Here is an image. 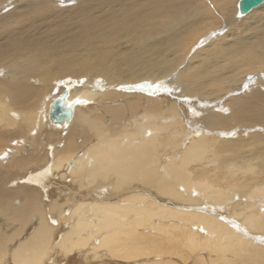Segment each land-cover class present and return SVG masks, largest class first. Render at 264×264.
Returning <instances> with one entry per match:
<instances>
[{"label":"bare ground","instance_id":"6f19581e","mask_svg":"<svg viewBox=\"0 0 264 264\" xmlns=\"http://www.w3.org/2000/svg\"><path fill=\"white\" fill-rule=\"evenodd\" d=\"M240 2L0 0V264H264V0Z\"/></svg>","mask_w":264,"mask_h":264},{"label":"water","instance_id":"95a60500","mask_svg":"<svg viewBox=\"0 0 264 264\" xmlns=\"http://www.w3.org/2000/svg\"><path fill=\"white\" fill-rule=\"evenodd\" d=\"M262 0H241L240 10L246 12L251 7L258 5ZM124 89H137L147 92H152L147 82H141L133 86L123 87ZM70 87H66L64 91L55 99L50 109V119L58 124L62 125L72 117L73 104L67 100Z\"/></svg>","mask_w":264,"mask_h":264},{"label":"rangeland","instance_id":"374dc122","mask_svg":"<svg viewBox=\"0 0 264 264\" xmlns=\"http://www.w3.org/2000/svg\"><path fill=\"white\" fill-rule=\"evenodd\" d=\"M59 2V1H58ZM63 84H65V82H63L62 83V86L59 88V90L58 91H56V92H53L54 93V95H52V96H50L49 98H47V100H46V102H45V105L47 106V109H48V106L50 105V102L54 99V97H57L58 96V94L60 93L59 91H61L64 87H63ZM249 86H251V84H249ZM52 87V86H51ZM51 92V91H50ZM47 111V110H46ZM48 129V128H47ZM48 130H50V131H53V132H56V131H54V130H51V129H48ZM56 133H60V132H56ZM67 177V179L65 178L64 179V183H62V185L63 184H67V183H70L71 182V180L68 178L69 176H66ZM70 180V181H69ZM60 181V180H59ZM35 186V185H34ZM53 196H55V195H53ZM140 228H142V229H140V230H146V231H149V227H147V226H141ZM146 228V229H145ZM150 231H153L152 229H150ZM138 260L139 259H137V260H135V261H137V264H140V263H138Z\"/></svg>","mask_w":264,"mask_h":264},{"label":"snow or ice","instance_id":"6c2138e0","mask_svg":"<svg viewBox=\"0 0 264 264\" xmlns=\"http://www.w3.org/2000/svg\"><path fill=\"white\" fill-rule=\"evenodd\" d=\"M78 103H79V101H78Z\"/></svg>","mask_w":264,"mask_h":264}]
</instances>
